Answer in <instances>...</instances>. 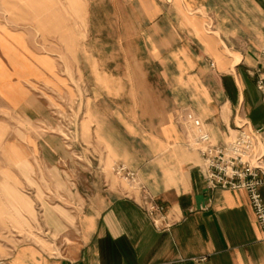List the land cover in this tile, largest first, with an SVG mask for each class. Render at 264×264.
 <instances>
[{
    "label": "crops",
    "instance_id": "0c3cea01",
    "mask_svg": "<svg viewBox=\"0 0 264 264\" xmlns=\"http://www.w3.org/2000/svg\"><path fill=\"white\" fill-rule=\"evenodd\" d=\"M107 3L115 45L78 53L90 88L80 160L54 140L47 157L36 145L41 168H61L70 192L53 189L61 206L46 210L43 241L15 247L5 264H264L247 195L206 187L181 124L192 111L217 144L238 127L264 124L256 74L264 0H99ZM20 87L13 80L2 88L14 106ZM117 163L142 190L113 174ZM146 193L164 206L168 230L155 229L140 205Z\"/></svg>",
    "mask_w": 264,
    "mask_h": 264
},
{
    "label": "rangeland",
    "instance_id": "374dc122",
    "mask_svg": "<svg viewBox=\"0 0 264 264\" xmlns=\"http://www.w3.org/2000/svg\"><path fill=\"white\" fill-rule=\"evenodd\" d=\"M110 13L109 4L99 5V0H0V260L4 263L15 247L43 241L44 227L50 224L46 210L61 206L49 197L53 189L70 192L60 177L61 168H41L36 145L41 144L47 157L44 145L54 140L69 159L80 160L79 125L82 114H88L90 88L84 85L78 53L83 47L115 45ZM13 80L21 85L15 106L2 91ZM30 114L43 116L31 119Z\"/></svg>",
    "mask_w": 264,
    "mask_h": 264
},
{
    "label": "built area",
    "instance_id": "2783aa9c",
    "mask_svg": "<svg viewBox=\"0 0 264 264\" xmlns=\"http://www.w3.org/2000/svg\"><path fill=\"white\" fill-rule=\"evenodd\" d=\"M264 61V44L261 48ZM257 88L264 95V66L256 70ZM181 124L201 157L200 172L208 189L243 191L247 195L254 218L264 240V124L258 128L238 127L234 136L226 143L217 144L204 127L202 120L190 110H184ZM114 174L126 180L132 187H143L136 181L135 174L123 164H117ZM140 205L152 225L159 231L168 230L172 222L165 215V208L147 193ZM207 205L200 207L206 210ZM201 257L200 260H204ZM0 264H5L0 260Z\"/></svg>",
    "mask_w": 264,
    "mask_h": 264
}]
</instances>
